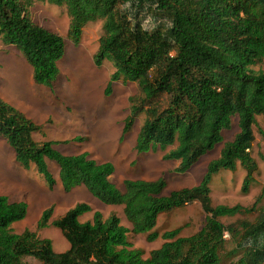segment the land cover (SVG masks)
Returning a JSON list of instances; mask_svg holds the SVG:
<instances>
[{"label": "trees", "instance_id": "16d2710c", "mask_svg": "<svg viewBox=\"0 0 264 264\" xmlns=\"http://www.w3.org/2000/svg\"><path fill=\"white\" fill-rule=\"evenodd\" d=\"M34 1L65 10L73 45L88 22H101L93 61L97 66L112 62L105 94L113 81L134 85L128 103L131 117L142 116L137 154L160 151L163 160L177 161L175 171L185 172L215 144H223L195 186L165 193L163 178H136L124 179L121 190L111 180V162L87 152L63 154L54 147L57 141L36 140L42 124L0 98V136L15 162L33 167L49 186L54 184L52 162L63 191L82 184L101 203L120 206L134 234L151 230L160 212L192 201L205 214L189 236H179V228L164 232L161 244L144 258L127 240L130 229L118 217L103 216L83 202L50 222L49 206L35 230L16 233L12 225L26 216L27 205L0 195V264H225L224 232L232 245L229 255L239 254L227 264H264V184L249 206L212 204L209 189L213 175L237 165L244 171L243 194L255 181L251 145L257 116L264 120V70L253 67L264 62V0H0V41L20 51L33 84L49 87L59 76L64 43L30 19L27 8ZM234 117L238 129L223 140ZM88 212L91 218L79 221ZM235 216L229 223L220 219ZM50 225L67 241L66 250L54 251L51 240L37 234Z\"/></svg>", "mask_w": 264, "mask_h": 264}, {"label": "rangeland", "instance_id": "374dc122", "mask_svg": "<svg viewBox=\"0 0 264 264\" xmlns=\"http://www.w3.org/2000/svg\"><path fill=\"white\" fill-rule=\"evenodd\" d=\"M30 19L57 33L63 39V56L57 63L58 78L51 86H38L31 79V67L13 45L0 41V98L7 104L18 108L38 124H42L43 133L35 134L36 140H54V145L63 154L87 152L98 161H109L114 166L111 180L123 190L124 179L154 180L163 178L166 182L164 192L181 187H192L201 181L206 165L216 158L223 142L202 155L187 171H175L177 161L163 160L162 152L137 154L134 150L137 132L142 116L131 117L128 96L133 93L134 85L113 81L111 91L105 94V88L113 72L112 62L104 60L101 65L94 64L93 56L97 50V39L101 31V22H88L84 27L78 45H73L68 38L69 17L65 10L54 4L34 1L27 8ZM254 69L264 70V62ZM132 119L128 131H123L125 124ZM231 128L223 131V140H229L237 131L236 118L231 121ZM254 139L251 154L257 162L254 183L243 194L240 184L244 171L237 165L234 170H222L209 180L212 204L249 206L264 184V120L257 116L253 125ZM122 136V138H121ZM54 178L49 186L33 169L23 168L14 160L12 149L0 136V195L11 200L24 201L27 205L26 216L13 223L14 232L24 229L35 230L36 221L42 211L51 206L49 222L64 214L76 203L88 204L92 210L103 216L115 215L120 224L130 229L127 240L139 248L143 257H148L150 250L162 242V234L179 228V236H189L198 230L205 214L197 201L157 215L154 227L144 234H134L131 225L124 217L120 206L101 203L82 184L63 191L58 167L48 164ZM235 217L220 218L223 223L233 222ZM91 218V212L79 217L83 222ZM156 237L147 240L149 234ZM40 237L48 238L56 252L68 248V243L54 226L37 230ZM225 237V249L222 260L225 264L237 259L238 253L229 255L231 243Z\"/></svg>", "mask_w": 264, "mask_h": 264}, {"label": "built area", "instance_id": "2783aa9c", "mask_svg": "<svg viewBox=\"0 0 264 264\" xmlns=\"http://www.w3.org/2000/svg\"><path fill=\"white\" fill-rule=\"evenodd\" d=\"M227 236V232H224V238Z\"/></svg>", "mask_w": 264, "mask_h": 264}]
</instances>
